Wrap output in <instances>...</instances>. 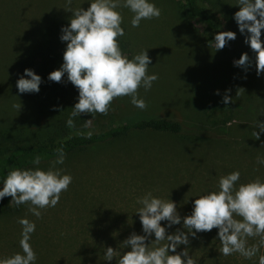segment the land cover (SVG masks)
<instances>
[{"label":"rangeland","instance_id":"rangeland-1","mask_svg":"<svg viewBox=\"0 0 264 264\" xmlns=\"http://www.w3.org/2000/svg\"><path fill=\"white\" fill-rule=\"evenodd\" d=\"M90 2L72 0L70 7L87 9ZM152 2L161 9L160 17L142 20L136 28L131 26L132 13L127 8L117 9L129 44L128 59L147 50L151 58L148 72L158 75L151 89L137 90L147 107L140 110L130 103V97H118L111 102L107 115L94 113L88 118L81 114L69 127L52 122L70 114V105L40 116L12 88L18 62L44 25L49 20L71 18L66 0H0V155L14 146L91 134L145 118L178 121L186 130L195 128L215 138L213 144H205L187 133H134L66 157L56 167L70 174L72 183L55 207L41 210L39 218L28 211V204L17 214L0 215V259L20 251L21 218L36 225L29 241L36 264H85L93 243L100 247L108 237L121 239L133 232L143 235L136 214L140 207L137 199L147 192L169 198L183 217L191 213L193 199L218 189L222 175L238 170L237 184L257 177L264 182V165L257 163V157L264 158V133L259 140L253 135L259 131L256 121L264 123V72L256 75L255 53L233 19L239 10L237 0H197L211 26L193 18L183 0ZM219 31H232L236 38L215 51L210 42ZM261 33L264 41V30ZM243 53L253 61L246 72L233 65ZM226 89L232 100L227 105L222 103ZM217 90L220 95L214 94ZM248 141L252 150L246 148ZM50 162L37 167L47 170ZM180 228L173 225L167 231ZM216 233L214 228L196 236L205 237L207 247L220 250ZM248 243L259 244V238H249ZM204 247L190 243L189 253ZM112 248L123 252L122 247ZM190 254L196 257L198 252ZM257 255H264V246ZM230 257V264H257V257L250 261L239 254Z\"/></svg>","mask_w":264,"mask_h":264},{"label":"clouds","instance_id":"clouds-1","mask_svg":"<svg viewBox=\"0 0 264 264\" xmlns=\"http://www.w3.org/2000/svg\"><path fill=\"white\" fill-rule=\"evenodd\" d=\"M71 3L72 0H66L72 15L68 24L61 27L59 36L61 42H66L63 63L47 77L57 83L66 77L78 92L67 126L72 127L73 118L81 114L107 115L111 102L118 97L128 96L134 107L144 110L147 105L144 99L138 98L137 90L151 89L158 75L148 72L151 58L147 50L142 49L132 59L122 53L117 38L125 33L121 27L123 17L117 9L127 8L132 13L134 28L139 27L142 20L159 18L161 9L152 0H91L87 9L71 8ZM237 7L239 10L233 19L245 37L244 42L255 53V72L259 77L264 72V41L261 40L264 0H237ZM235 38L236 33L232 31H219L210 43L218 51ZM252 64L246 53L233 61L235 67L245 72ZM41 83V77L26 68L17 79L16 88L21 94L38 93ZM228 91L226 89L222 97L225 105L232 103ZM214 94L220 95L219 90ZM256 128L259 131H254L253 135L259 140L264 133V123L256 121ZM55 153L56 158L47 170L13 167L8 171L0 181V200L10 197V202L17 206L28 204V211L37 218L41 210L55 207L61 193L72 183V176L56 167L64 163L63 147L57 148ZM40 162L39 155L31 161L33 165ZM257 163L264 165V158L257 157ZM239 180L238 170L222 175L218 189L193 199L191 213L183 217L169 198L165 200L151 192L145 193L137 199L140 207L136 210L143 235L131 233L120 243L123 252L104 248V261L111 262L118 257L116 264H197L189 255V237L195 238L197 233L215 228L223 256L239 254L248 260L257 257V264H264V255H257L264 246V182L258 177L237 184ZM161 222H165L163 226ZM18 223L21 225L20 251L0 259V264H36L37 256L29 243L36 225L27 218L19 219ZM178 224L180 229L167 231ZM256 237L259 244L249 245V238ZM181 246L184 247L177 251Z\"/></svg>","mask_w":264,"mask_h":264},{"label":"trees","instance_id":"trees-1","mask_svg":"<svg viewBox=\"0 0 264 264\" xmlns=\"http://www.w3.org/2000/svg\"><path fill=\"white\" fill-rule=\"evenodd\" d=\"M183 3L185 10L193 18L204 22L208 26L212 25L210 18L198 5L197 0H183ZM68 22L69 21L67 20H49L42 28L37 40L18 62L16 71L13 75V91L21 99L31 104L40 116L52 115L61 111L62 107L66 105H70L72 108L77 102L78 92L75 87L66 80V77H62L59 83L52 82L47 78L49 73L57 70L63 63L62 56L66 47V42H61L59 36L61 34V27L66 26ZM117 39L122 53L128 57L129 44L125 35L118 37ZM26 68L33 70L35 74L41 77L42 83L39 85L38 93L21 94L17 91L16 81L23 75V70ZM69 115L70 114H66L64 116V114H62L60 116L62 120H55L52 122V125H56L57 123H59V125L61 123L65 124L67 121L66 118L69 117ZM85 115L90 118L91 116H94V113ZM201 131L195 128L186 130L178 121L163 118H145L115 125L105 130L91 133V135L76 134L71 135L66 139H50L46 142H37L21 146L18 145L10 148L7 154L0 155V181L3 180L7 172L13 167L34 168L53 161L56 158L55 150L60 147H63L66 158L74 153L87 150L91 147L107 142L122 140L134 133L144 132H155L169 135H182L183 133H187L189 137H193L196 141L201 143L205 142V144H213L215 142V138L211 136L209 132ZM2 139L3 135L0 134V142ZM250 141H252V138ZM250 141H248V146L246 147L248 150L253 149V145L252 149L249 147ZM243 149L245 150V148ZM36 155L41 157L39 165H33L31 163ZM10 200V197H5L0 200V215L9 216L17 214L25 206V204L17 206L14 203H11ZM127 237L128 236H122L121 239L117 237H108L100 247L99 244L93 243L94 246L92 252L86 255L88 257L85 264H116L118 258H114L111 262L103 263L102 254L104 248L121 247L120 243ZM189 239H192L190 243H193L195 246L200 244L205 246L202 250L199 248L193 250L198 252L196 257L193 256L194 253L190 254L193 251L189 253V255L197 261V264H230L228 258L231 257L223 256L220 253V250H217L216 248L207 247L208 241H206L205 237L202 238L196 236L195 238L190 237ZM177 250H181V248ZM83 259L84 258L81 259L82 262H84Z\"/></svg>","mask_w":264,"mask_h":264}]
</instances>
